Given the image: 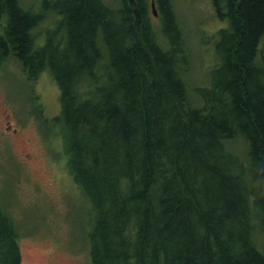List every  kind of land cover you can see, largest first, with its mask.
<instances>
[{"label": "trees", "instance_id": "1", "mask_svg": "<svg viewBox=\"0 0 264 264\" xmlns=\"http://www.w3.org/2000/svg\"><path fill=\"white\" fill-rule=\"evenodd\" d=\"M154 1L165 43L153 0H58L39 45L46 12L0 0V67L61 89L53 123L91 205L92 264H264V0H212L223 62L195 97L174 4ZM21 238L0 204V264H22Z\"/></svg>", "mask_w": 264, "mask_h": 264}, {"label": "rangeland", "instance_id": "2", "mask_svg": "<svg viewBox=\"0 0 264 264\" xmlns=\"http://www.w3.org/2000/svg\"><path fill=\"white\" fill-rule=\"evenodd\" d=\"M47 19L35 30L40 44L46 32L57 29L58 0H20ZM120 8V0H105ZM185 36L190 60L186 76L192 96L209 87L222 64L218 50L221 29L212 0H172ZM150 21L165 43L161 8ZM62 112L61 89L49 72L31 80L11 58L0 67V204L22 235V264H92L86 240L91 205L68 169L61 128L53 120ZM235 154L247 159L243 138L230 143ZM263 245L264 235L259 231ZM264 252V248L261 249Z\"/></svg>", "mask_w": 264, "mask_h": 264}, {"label": "water", "instance_id": "3", "mask_svg": "<svg viewBox=\"0 0 264 264\" xmlns=\"http://www.w3.org/2000/svg\"><path fill=\"white\" fill-rule=\"evenodd\" d=\"M132 3H134V0H131ZM152 8H153V12L155 15H157V11H156V2L153 0L152 2ZM138 13V12H136ZM139 16V15H138Z\"/></svg>", "mask_w": 264, "mask_h": 264}]
</instances>
